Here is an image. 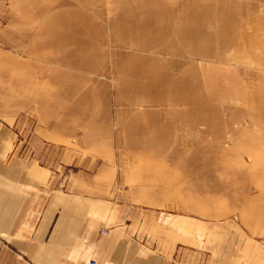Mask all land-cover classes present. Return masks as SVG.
Masks as SVG:
<instances>
[{
  "label": "crops",
  "instance_id": "1",
  "mask_svg": "<svg viewBox=\"0 0 264 264\" xmlns=\"http://www.w3.org/2000/svg\"><path fill=\"white\" fill-rule=\"evenodd\" d=\"M214 148L263 167L188 205ZM228 221L263 264L264 0H0V264H231Z\"/></svg>",
  "mask_w": 264,
  "mask_h": 264
},
{
  "label": "rangeland",
  "instance_id": "2",
  "mask_svg": "<svg viewBox=\"0 0 264 264\" xmlns=\"http://www.w3.org/2000/svg\"><path fill=\"white\" fill-rule=\"evenodd\" d=\"M214 111L217 112L216 108L212 107L202 109L201 118H203L205 121L210 120V125L212 126V128L218 131L219 129L223 128V117L220 116L219 113H217L216 115ZM172 151L173 150H169V153H171ZM213 151L215 152L216 161H219L220 163V167L216 169L218 176H215V180H209V183L213 182L211 184H215L216 191H213L214 193H211L212 199L207 201L208 196L206 195V193L196 191L192 188L191 185L195 182V178H192L191 175L188 176L189 174H185L184 200L188 205H190V202L193 203L196 201H198L203 206L205 204L208 205L209 202H212L218 207H226L231 205L235 200L240 199V195L238 192H232L231 194L226 193L224 192V189L229 185H231L233 188L239 189V186L242 184L256 181V172L263 167V165L260 166L258 163L251 164V162H249L246 157L245 158L246 160H248V162H244V158L242 159L243 154H240V152L230 151V153L227 154L221 152L217 148L210 150V152ZM203 152V150H200L198 156L202 157ZM238 158H241L243 162H240ZM187 160L193 161L191 157ZM200 182L202 181L200 180L199 183ZM235 213L239 214V206L236 207ZM231 215L232 214H229L228 219L231 217ZM235 221H237V219ZM244 231H246L249 235L248 230L244 229ZM246 236L247 235L243 232L239 224H235L232 221L228 224L223 223L217 226H213L211 230V237L215 238V245H213L214 251L220 254H225L226 260L231 261V264H256V261L246 260L252 257L256 260L257 251H252V249H256L261 246L251 240H248V242H252V245H245L244 242H247L245 240V238H247ZM240 250L243 251L241 252ZM246 250L249 251L248 256H246L245 254ZM261 252L262 251H258V254H262ZM251 254L253 256H251ZM241 256L244 259V262L242 263L240 262ZM260 260L264 261V256L260 257Z\"/></svg>",
  "mask_w": 264,
  "mask_h": 264
},
{
  "label": "built area",
  "instance_id": "3",
  "mask_svg": "<svg viewBox=\"0 0 264 264\" xmlns=\"http://www.w3.org/2000/svg\"><path fill=\"white\" fill-rule=\"evenodd\" d=\"M89 263H90V264H94V262H92V261H90Z\"/></svg>",
  "mask_w": 264,
  "mask_h": 264
}]
</instances>
